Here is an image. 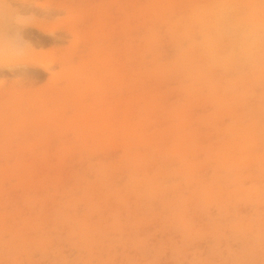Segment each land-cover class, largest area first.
I'll return each mask as SVG.
<instances>
[{
	"label": "rangeland",
	"instance_id": "obj_1",
	"mask_svg": "<svg viewBox=\"0 0 264 264\" xmlns=\"http://www.w3.org/2000/svg\"><path fill=\"white\" fill-rule=\"evenodd\" d=\"M57 262L264 264V0H0V264Z\"/></svg>",
	"mask_w": 264,
	"mask_h": 264
},
{
	"label": "snow or ice",
	"instance_id": "obj_2",
	"mask_svg": "<svg viewBox=\"0 0 264 264\" xmlns=\"http://www.w3.org/2000/svg\"><path fill=\"white\" fill-rule=\"evenodd\" d=\"M25 27L26 21L22 16H18L6 24V28L9 33L21 44H23V33ZM57 264H62V262H57ZM152 264H158V262H152ZM177 264H187V262H177ZM216 264H220V262H216ZM229 264H239V262H229Z\"/></svg>",
	"mask_w": 264,
	"mask_h": 264
}]
</instances>
